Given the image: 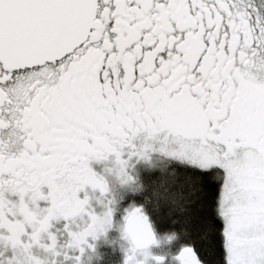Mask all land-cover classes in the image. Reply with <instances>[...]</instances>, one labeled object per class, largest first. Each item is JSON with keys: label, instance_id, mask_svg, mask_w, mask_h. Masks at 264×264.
I'll return each mask as SVG.
<instances>
[{"label": "flooded vegetation", "instance_id": "1", "mask_svg": "<svg viewBox=\"0 0 264 264\" xmlns=\"http://www.w3.org/2000/svg\"><path fill=\"white\" fill-rule=\"evenodd\" d=\"M95 4L93 28L71 53L23 69L0 63L5 216L8 196L26 192L69 221L99 172L144 168L180 127L239 182L264 187V0ZM222 129L230 144L211 137Z\"/></svg>", "mask_w": 264, "mask_h": 264}, {"label": "rangeland", "instance_id": "2", "mask_svg": "<svg viewBox=\"0 0 264 264\" xmlns=\"http://www.w3.org/2000/svg\"><path fill=\"white\" fill-rule=\"evenodd\" d=\"M176 135L166 140L163 134L161 155L148 154L144 168L99 172L94 190L74 198L69 221L56 220L55 209H47L37 196L10 194L5 206L11 216L6 217L0 208V264H186L174 240L158 232L151 207L145 208L150 217L146 219L133 206L144 201L155 177L159 176V182L174 164L220 173L219 214L224 221L227 262L264 264V187L239 182L233 169L217 162L216 152H199L195 142L184 139L193 136L188 129L180 127ZM228 136L224 129L211 133L212 138L230 144ZM160 194L154 195L163 202L171 198ZM126 209L133 216L127 221ZM138 230L148 232V244L139 240ZM4 231L11 235L9 241L3 238Z\"/></svg>", "mask_w": 264, "mask_h": 264}, {"label": "water", "instance_id": "3", "mask_svg": "<svg viewBox=\"0 0 264 264\" xmlns=\"http://www.w3.org/2000/svg\"><path fill=\"white\" fill-rule=\"evenodd\" d=\"M95 6V0H0V63L23 69L71 53L88 38ZM138 234L143 244L150 242L147 231ZM180 256L186 264H202L193 247H183Z\"/></svg>", "mask_w": 264, "mask_h": 264}, {"label": "trees", "instance_id": "4", "mask_svg": "<svg viewBox=\"0 0 264 264\" xmlns=\"http://www.w3.org/2000/svg\"><path fill=\"white\" fill-rule=\"evenodd\" d=\"M160 177L159 182V176L150 181L155 185L148 188L144 201H139L151 207L158 232L172 238L178 250L193 247L202 264H228L224 221L219 214L221 176L215 171L174 164ZM163 192L171 197L167 203L154 195H165Z\"/></svg>", "mask_w": 264, "mask_h": 264}]
</instances>
